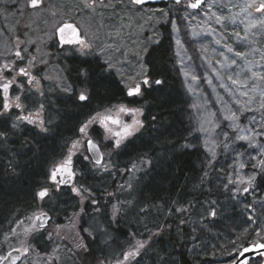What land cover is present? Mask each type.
Returning <instances> with one entry per match:
<instances>
[{
	"label": "rangeland",
	"instance_id": "374dc122",
	"mask_svg": "<svg viewBox=\"0 0 264 264\" xmlns=\"http://www.w3.org/2000/svg\"><path fill=\"white\" fill-rule=\"evenodd\" d=\"M67 1L70 8L69 18L79 29L84 30L87 40L91 43V51L85 54L96 56L98 65L104 69L103 74L114 75L124 89L126 84L130 86L139 82L142 66L148 73L146 56L149 51L163 41L168 42L172 72L185 103L186 143L199 137L197 147L191 150H197L201 154L196 167L204 173H212L208 198L217 212L215 218L208 214L212 218L211 222L191 223L196 240L190 249V259L199 264H226L232 262L245 245L263 241L264 202L257 203L254 200L253 186L249 192L244 193L242 189L248 185L243 182L229 183L230 179L247 180L254 172H264V169L252 167L259 159H264V156H261L264 152V137L257 140L256 146H250L247 141L240 139L241 136L249 134V129L264 127V107L261 103L264 98L260 96L264 91V81L257 79L256 90L252 91L251 75L253 71L264 74V29L252 28L248 25L249 14L253 18L261 16L260 13L255 12L254 7L249 8L247 12L242 11L243 5L246 2L251 3L252 0H204L199 9L185 8L189 0H181V5L143 7L130 3V0H97L94 7L88 6L92 0ZM256 2L258 3L259 0ZM16 7L14 0H4V3L0 4V57L10 55L15 57L16 51H20L23 57L29 56L30 58L24 59L25 66H29L32 71L46 70L43 82L37 85L38 94L44 83L51 90L48 92L49 96L45 89L39 94L41 96H38L39 105H43L42 109L33 101V104H29L31 110L17 116L30 114L36 120L35 113L39 112V119L45 120L44 126L47 127V132L41 131L39 123L38 127L30 128L38 137L39 145L34 150L37 156L47 140L56 143L57 150L51 154L50 162L45 161V164L41 165L45 171L50 169L52 171L60 164L64 165L63 163L68 162L69 156L71 161H79L75 166L78 168L84 161L87 163L89 161L84 159L87 155L86 142L78 132V128L83 123L77 125L72 132L67 131L65 134L60 133L61 125H57L66 114L64 102L80 104L75 95L85 90L86 83L78 85L77 81L73 82L72 77L70 79L68 75L62 73L63 69L60 71L56 66L50 67L51 64L40 62L38 65L33 61L31 49L33 36L42 28V22L37 21L30 10L17 12ZM55 7L63 9L67 6L58 3ZM20 8L25 9L26 6L22 4ZM217 16L226 19L222 24L217 23ZM184 17L188 19L185 20ZM3 29L6 30V34L1 32ZM21 30L23 35L29 36L27 41L23 36V44L18 47L14 37ZM235 33H239V37ZM229 47L233 51L230 52ZM236 52H241L243 55L236 56ZM229 76L247 82L249 87L232 85ZM83 77L85 79V76ZM33 84L36 85V82ZM222 84L226 87H222ZM65 85L71 87V94L64 90ZM241 92L247 94L241 95ZM55 97L58 101L54 105ZM127 98L143 100V96H127ZM60 100H63L62 103L59 102ZM237 100L239 104L236 103ZM120 106L129 107L123 103L100 107L98 111L96 109L90 114L89 119L103 114L120 121V124H131L133 117L121 113ZM46 107L51 109L47 111L50 118L48 122ZM135 108L143 110L144 107L140 103V105L136 104ZM233 113H235L234 119H225L231 117ZM17 116L12 112L8 114L10 126L3 127L5 133L0 137V177L3 180H19L21 171L26 166L24 162L28 160L30 154L34 155L30 151L27 157H23L26 154L25 147L29 148L30 145H26L28 140H25V137L23 139L21 132H26L29 127L16 124L17 127L13 128ZM137 118L144 121L145 111L143 110V115ZM120 124H112L111 120L107 122V126L113 131H123ZM144 124V128L125 140L122 147L144 131L147 127L145 121ZM93 126L101 132V136L95 139L89 129L88 134L100 145L104 164L97 167L91 163L88 167H84L85 170L82 172L76 170L71 189L62 190L63 188L58 185L50 183L44 184L45 186L40 183L35 189L32 188V200L19 209L24 211L23 214L18 211L0 221L2 227L0 256H6L8 252L20 249L26 251L21 264H70L68 255L75 259L78 255L77 264H96L92 262V257L97 258L101 250L100 243H105L104 240L109 239L110 233L104 230L100 220L88 218L86 221L81 218L85 215L88 194L92 188L112 186L116 193L114 195L121 196L126 200V204H131L134 199L130 190L134 188L136 192L139 190L137 181L141 176L140 173L149 172L152 165L160 161L162 154L158 153L157 163H154L148 154L144 158H136L132 161H119L114 154L115 151L107 147L112 141L104 127L95 122L89 127ZM201 127L204 131H197ZM77 140L80 144L73 148L72 145ZM148 160H151V167L147 163ZM241 163L246 167L240 168ZM105 167L107 171L104 170ZM118 171L124 176L114 173ZM254 183L255 181L253 185ZM43 188L49 189V196L41 199L38 193ZM73 188H79L81 195H76L72 191ZM237 189L241 191L237 193ZM152 190L149 189L151 193ZM117 202L110 210L112 220L117 218V212L120 210L121 205ZM90 203L94 204L93 201ZM198 212L203 218L207 214V209L200 208ZM41 213H49L52 217L50 225L45 229L39 228L35 219ZM88 214L93 215V212L88 211ZM256 233L260 235L257 236ZM140 235H144L143 232ZM137 241L144 242L143 249L147 248L148 241L137 236L116 242V246L114 244L111 250L112 254L117 255L115 257L117 259L112 264L122 262L124 255L134 250ZM34 244L38 249L33 247ZM81 244L87 247L82 248ZM143 249L139 250L138 256L129 258L126 264H141V260L145 261L151 256L148 253L141 257ZM156 253L158 252L152 251L153 255H157Z\"/></svg>",
	"mask_w": 264,
	"mask_h": 264
},
{
	"label": "trees",
	"instance_id": "16d2710c",
	"mask_svg": "<svg viewBox=\"0 0 264 264\" xmlns=\"http://www.w3.org/2000/svg\"><path fill=\"white\" fill-rule=\"evenodd\" d=\"M146 65L148 75L152 79H162L165 83L159 86L153 84L145 90L143 100L137 103H129L131 100L127 98L125 89L117 78L114 75L103 74L101 76L94 64L84 63L79 68L72 69V71L76 70L71 75L73 82L77 81L78 85L86 83L85 89L90 99L78 105L70 102L71 105L66 106L64 109L66 114L60 124V133L72 132L77 125L90 120V114L96 109L98 111L100 107L123 103L129 108H135L136 104L141 103L144 107V121L147 127L114 154L119 161H132L136 158H144L148 154L154 163L158 162L152 165L149 172L140 173L141 176L137 181V186H140L139 190L137 192L135 188L130 190L134 199L131 204H126V200L121 196L119 198L114 195L112 186L111 188H92L88 194L85 215L81 218L86 221L88 218L100 220L104 230L110 233L109 239L104 240L105 243H100V253L96 259L92 257V262L112 264L117 259L115 258L117 255L112 254L113 245L116 246V242H123L137 236L148 241V246L143 249L141 257L148 253L151 255L145 261L141 260V264H199L190 259V249L196 240L191 223L212 221V218L208 216V211L213 208L208 198L212 173H204L196 167L201 155L199 151L181 147L187 140L185 103L177 79L172 72L167 41L161 42L149 51L146 56ZM83 70L88 72L85 79L79 75ZM102 72H104L103 68ZM64 103L66 104V101ZM84 114L87 116L83 117ZM153 116L156 117L155 120L152 119ZM88 129L95 139L101 136V132L96 127ZM24 133L21 132L23 139ZM37 139L35 133H32V138L25 139L28 140L26 145L29 144L30 147H25L26 154L23 157H27L30 151L34 155L30 154L28 160L24 162L26 166L22 169L19 180L9 181L0 177V221L18 212L21 207L32 200V188L35 189V186L40 183L45 184L47 170L45 171L41 165L45 164V161L50 162L51 154L57 148L54 141L47 140L43 143L41 151L39 149L41 153L37 156L34 152L35 147L39 145ZM160 152L161 159L156 162V157ZM86 164L88 167L91 162L88 161ZM114 173L124 176L120 174L121 171ZM150 188L153 189L152 193L149 191ZM253 193L257 203L264 202V172L256 178ZM91 201L94 202L93 205ZM116 202L121 206L117 212V218L112 220L110 210ZM200 208L207 209V214L203 218L198 215ZM22 211H19L20 214H23L24 211ZM88 211H92L93 215H89ZM145 231L147 233H144ZM142 232L144 235H140ZM33 247L38 249L37 245ZM152 251L158 252L157 255H153ZM68 256L70 264L78 263V255L77 259ZM215 262L218 263V261Z\"/></svg>",
	"mask_w": 264,
	"mask_h": 264
},
{
	"label": "snow or ice",
	"instance_id": "6c2138e0",
	"mask_svg": "<svg viewBox=\"0 0 264 264\" xmlns=\"http://www.w3.org/2000/svg\"><path fill=\"white\" fill-rule=\"evenodd\" d=\"M96 2H97V0H92L91 4L88 6L94 7ZM145 2H146V0H130V3L135 4V5H143ZM3 3H4V0H0V4H3ZM175 3L177 5H179V4H181V0H175ZM203 3H204V0H194V2H192V0H189V2L184 7L185 8H191V9H199ZM42 4H43V0H29L28 6H30L33 9H39L42 6ZM253 7L255 9V12L260 13L261 16L253 18V17H251V14H249L248 25L252 28L264 29V0H259L258 3L256 2V0H252L251 3L246 2L243 5L242 11L247 12V10L249 8H253ZM164 15H167V13H164ZM184 19L187 20L188 17H184ZM224 19H226V18L217 16L216 22L222 24ZM234 22H235V19L233 18V23ZM54 34L58 35L59 42L61 43V45H68V46H70L71 49H75V50L80 51V53L82 55L88 51H91V47H92L91 43L86 38H82L81 32L78 30V27L75 26L74 24L64 23V24H62V26H57ZM235 35L237 37H239L240 34L235 33ZM245 39H246V37H245ZM156 43H159V41H156ZM229 51L231 52V51H233V49L231 47H229ZM235 55L236 56H242L243 54L241 52H236ZM15 56L17 58L23 59V56H22L20 51H16ZM249 63H251V62H249ZM30 64H31V62H30ZM4 68L7 69L8 66L5 65ZM142 69L143 70H142V73L140 74L141 78H140L139 82H136L130 86L127 84L125 85L126 95L128 97H142L144 95L145 90L150 88L153 84L159 86V85H163L165 83V81L162 79H152L148 75L147 69L144 66H142ZM249 70L251 71V69H249ZM9 71H10V69H9ZM80 74L87 77L88 72H87V70H83V71H81ZM19 75L27 77V83L29 85L36 82V78L34 76H32L25 68L19 69ZM251 75L253 78V80H252V83H253L252 91H255L256 90L255 81L257 79L264 81V74H262L261 72L253 71L251 73ZM0 79H3V77H0ZM193 79H195V77H193ZM228 79L231 80L232 85H237V86L243 87V88L249 87L247 82H243V81H240L238 79H233L231 76H229ZM13 83L14 82L12 80H8L3 85H0V91H2L5 95V102L2 105V107L5 111H11L12 110V106L7 102V100H8L9 90L12 88ZM221 86L226 87L223 84ZM16 87L21 88V87H23V85L17 84ZM64 90L70 94L72 93V89L68 85L64 86ZM240 94L246 95L247 93L241 92ZM260 96L262 98H264V91H262L260 93ZM75 98L80 102H87V101H89L90 96L88 94V91L85 89V90H81L78 93H76ZM15 99H16V101H19L20 96L17 95L15 97ZM129 103H137V101L131 100V101H129ZM236 103L239 104V101L237 100ZM249 103H251V101H249ZM261 103H262V107H264V99H262ZM40 107L42 109L43 105H41ZM15 108L18 110H22L20 103H16ZM119 111L121 113H127L128 115L132 116L133 117L132 123L131 124H120V121H118V120L111 119V117L103 115V114H98L96 117H93L92 119L88 120L86 123H83L78 128V132L81 134L82 138L85 140L87 149L90 153V155L85 156L84 159L89 160L94 166L99 167V166L103 165L104 164V158H103V155L100 153L99 147L97 146L96 143L93 142V140L90 138V136L88 134V128H89L90 124L95 122V123H99L100 125H102L104 127L106 133L109 134V138L112 141L107 147L110 148L112 151L120 150L122 148L123 142L125 140H127L131 136H134L140 129L144 128V126H145L144 121L137 118V117L143 115V110L141 108H129V107H125V106H120ZM0 114H2V113H0ZM39 116H40V113L37 112V113H35L36 120H34L32 118V116H17V120L26 121L29 124L39 123L41 125V131L47 132L48 129H47V127L44 126L45 122L42 119H39ZM234 118H235V113H233L231 117H225V119H234ZM152 119L155 120L156 117L153 116ZM109 120H111L112 124H120L123 131H113L111 128H109L107 126V122ZM12 127L16 128L17 125L13 124ZM197 131H204V129H203V127H201V128H198ZM248 132H249L248 135L241 136L240 139L247 141L250 146H256L257 140L260 137H264V127L260 128V129L252 128V129H249ZM3 136H4V133H0V137H3ZM225 138H226V136H225ZM197 140H199V137H197L196 140H192V141H189V142L183 144L181 147L184 149H188V150L195 149L197 147ZM79 144H80V141L77 140L76 142L73 143L72 147L75 148ZM261 156H264V152L261 153ZM68 163H71V157L70 156L68 158ZM147 163L149 165H151V160H148ZM244 167H246V165L244 163H241L240 168H244ZM252 167L254 169H264V159H259L256 164L252 165ZM104 170L107 171L108 170L107 167H105ZM59 171H66L65 166L61 165L59 167ZM259 174L260 173L258 171L254 172L253 175H251L247 178V180H242V181H235V180L230 179L229 183L235 184V183L243 182L244 184H246L248 186L244 187L242 189V191L244 193H247L251 190V188L253 186V182L256 180V177ZM67 175L70 179L74 178V172H72V171H67ZM51 180L54 183H56L57 185H62V184L68 183L67 180L57 179V172L56 171H53L51 173ZM72 191L75 192L76 195H78V196L81 195V190L79 188H73ZM236 191H237V193H239L241 190L237 189ZM38 196L41 199L48 197L49 196V189L43 188L38 193ZM212 203L214 204L215 201H213ZM208 214L211 217L215 218L217 216L216 209L211 208V210L209 211ZM35 219L37 221H40L41 224H43V222L45 220L49 219V217H48L47 213H44L43 217L37 216ZM33 227H35V225H33ZM89 235H91V233H89ZM256 235L259 236L260 233H256ZM80 247L86 248L87 246L84 244H81ZM144 247H145L144 242L137 241L136 245L134 246V250L128 251L124 255L123 261L118 262V264H126V262L129 260V258H133V257L138 256L139 250L143 249ZM261 249H264V244H256L253 248H245L243 250V252L239 253V255L243 256L244 253L252 252V251L260 252ZM15 251L19 252L20 249H15ZM260 254L264 255V252H260ZM10 257H12L11 253H9L8 256H0V264H3V261L8 260ZM11 264H16V258H12ZM241 264H248L247 259L242 260Z\"/></svg>",
	"mask_w": 264,
	"mask_h": 264
},
{
	"label": "flooded vegetation",
	"instance_id": "af4514ba",
	"mask_svg": "<svg viewBox=\"0 0 264 264\" xmlns=\"http://www.w3.org/2000/svg\"><path fill=\"white\" fill-rule=\"evenodd\" d=\"M14 1H15V5H17V7L15 9L17 12H19V11L25 12L28 9L34 15V17L37 19V21L42 22V24H41L42 28L38 31L37 35L33 36V46L31 47L32 52H33L32 56L34 57L33 61H35L38 65L40 62L46 63L48 65L51 64L50 67L56 66L60 69V71H61V69H63L64 72H62V73L65 75H68L70 79H71L72 73L76 72V70L72 71V69L73 68L77 69V67L79 68L80 65H83L84 63L94 64L95 66H97V68L99 70V74L101 76L103 75L102 67H100V65H98V63H97L98 60H97L96 56L92 57L88 54L82 55L80 53V51L75 50V49H71L70 46H68V45H61V43L59 42L58 35L54 34L57 26H62V24H64V23L74 24L71 21V19L69 18L70 8H68V1L67 0H43V4L39 9H33L30 6H28L29 0H14ZM58 3L61 5L67 6V7L63 8V9H56L55 6ZM22 4H24L26 6L25 9L20 8V5H22ZM160 5L167 6L168 4L167 5L166 4H160ZM188 9H190V8H188ZM60 10H62V11H60ZM74 25L77 26L76 24H74ZM78 30L81 32L82 38H86V36L84 34V30L79 29V27H78ZM82 31H83V33H82ZM1 32L6 34L5 29L1 30ZM25 33H27V32H25ZM23 36L26 38V41H27V38L29 35L27 37L25 36V34L23 35L22 30L19 31V33L14 37V41L16 44H18V47L22 46V44H23ZM27 58H30V57L26 56V57H23V59L17 58L16 56L13 57L11 55L8 57H5V56L0 57V77H3V79H0V85H3L8 80H12L14 82L12 88L9 90L8 100H7V102L12 106L11 111H5L3 109L2 105L5 102V95L2 91H0V113H2V114H0V133H5V132H3V130L7 127V125L10 126V123L8 120V114L10 112L15 113L16 116L22 115L23 114L22 112L31 110V108L29 107V104L32 103L33 101H34V103L36 102L38 104V106L40 107V105H39L40 98L38 96H41V95H39V94L43 93L44 89L47 90L46 93H48L50 90L48 85L46 83H44L43 88L40 89V93L38 94L37 85H38V83L40 84L43 82V79L45 78L43 76H45L46 70H43V71H39V69L37 71L30 70L29 66H25L26 63L24 64V61H25L24 59H27ZM73 64H78V65H76L74 67ZM5 65L8 66L7 69L4 68ZM64 67H65V69L67 68V72H65ZM20 68H25L32 76H34L36 78V85L35 84L29 85L27 83V77L19 75V69ZM9 69H10V71H9ZM17 84H22L23 87L17 88L16 87ZM34 85L36 87H34ZM17 95L20 96L19 101H16V99H15V97ZM49 95L50 94L48 93L47 96H49ZM53 100H54V105H55L56 102L58 101V98L55 97V98H53ZM62 101L63 100H60L59 102L62 103ZM16 103L21 104L22 110H18L15 108ZM64 104H63V106H64ZM68 105H71V104L66 103L65 107ZM48 107H46V109H45V113L47 115L46 116L47 122L50 121V118H48L49 115H48L47 111L51 110ZM28 116H31V115L29 114ZM17 121L18 120L14 121V123L17 125H20V126L29 127L26 130V132L24 133V137L32 138L33 130L30 128L31 127H38V123H36V125H34L35 123L29 124L26 121H20V122H17ZM54 121L56 122V120H54ZM61 123H62V121L59 120L58 125L60 126ZM56 125H57V123H56ZM3 127H5V128H3ZM76 163H79V161L76 160V162L71 161V163H68V162L63 163L64 164L63 166H65L66 171H59V167L61 166V164L58 165L56 168L52 169V171H51V169L47 170V172L45 174V184L50 183L52 185H57L56 183H54L51 180V173L53 171H56L57 172V179L68 181L67 184L58 185V187L63 188L62 190L71 189V187L73 186V178L70 179L68 177L67 171L74 172V177H75L76 170L78 172H82V170H85L84 167H87V164L85 161L83 162V165L81 164L82 166H80L78 168L75 167L77 165ZM261 263H262L261 258H258L257 260L253 261V264H261Z\"/></svg>",
	"mask_w": 264,
	"mask_h": 264
},
{
	"label": "water",
	"instance_id": "95a60500",
	"mask_svg": "<svg viewBox=\"0 0 264 264\" xmlns=\"http://www.w3.org/2000/svg\"><path fill=\"white\" fill-rule=\"evenodd\" d=\"M160 4H176V3H175V0H146V2L143 5H138V6H140V7L149 6V5L157 6V5H160ZM86 148H87V146H86ZM99 150H100V153L102 154L100 148H99ZM87 152H88V155H90L88 149H87ZM43 214L44 213H41L39 216L43 217ZM47 215H48L49 219L45 220L43 222V224H41L40 221H37V224H38L39 228L45 229L50 224V222L52 220V217H51V215L49 213H47ZM256 244H264V240L260 241V242H257V243H254V244H250V245L244 247L239 253L243 252V250L245 248H253ZM260 252H264V249H261ZM260 252H256V251L247 252V253H244L243 256H240L238 254L237 257L232 262H229L227 264H241V261L244 260V259H247L248 264H253V261L257 260L258 258H261L262 259V263L261 264H264V255H261ZM9 253L12 254V257H10L8 260L3 261V264H11L12 258H16V264H21L24 255H26V251H24V250H20L19 252L13 250V251L8 252V254ZM8 254L6 256H8Z\"/></svg>",
	"mask_w": 264,
	"mask_h": 264
},
{
	"label": "bare ground",
	"instance_id": "6f19581e",
	"mask_svg": "<svg viewBox=\"0 0 264 264\" xmlns=\"http://www.w3.org/2000/svg\"><path fill=\"white\" fill-rule=\"evenodd\" d=\"M243 248H244V247H243ZM243 248H242V249H243Z\"/></svg>",
	"mask_w": 264,
	"mask_h": 264
}]
</instances>
